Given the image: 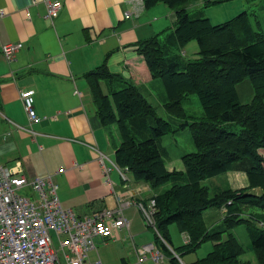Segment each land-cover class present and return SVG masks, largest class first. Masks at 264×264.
<instances>
[{
    "label": "crops",
    "instance_id": "0c3cea01",
    "mask_svg": "<svg viewBox=\"0 0 264 264\" xmlns=\"http://www.w3.org/2000/svg\"><path fill=\"white\" fill-rule=\"evenodd\" d=\"M228 1H238L236 10L240 13L246 10L242 0ZM244 1L250 6H264L258 0ZM60 2L59 14L52 22L46 17L45 0H0V10L6 11L0 16V164L11 169L19 166L30 178L51 174L62 204L79 217L117 209L128 202L122 213L130 226L113 237H97L90 257H100L104 264H157L149 254L140 262L129 247L132 241L137 246L156 243L155 230L146 224L136 206L137 202L147 204L156 191L148 183L136 181L131 172L128 180L117 169L104 172L97 160L99 152L116 160L121 137L115 125L101 123L85 74L106 61L109 71L122 78L112 81V89L122 88V81L132 82L155 105L159 78H151L138 47L143 40L174 29L176 10L164 3L147 8L144 0ZM201 3L208 5V0H195L194 6ZM128 11L130 15L126 16ZM7 42L24 44L10 61L2 51V44ZM192 43L185 51L198 54V46ZM102 88L109 93L110 84L104 80ZM23 90L33 91L37 113L43 117L32 126L35 134L25 129L29 120L21 99ZM167 168L184 170L173 165ZM225 176V180L214 182L216 191L228 187L237 190L249 184L244 171H229ZM218 209L204 212L211 230L222 223L223 210ZM176 227L179 235L170 231L172 243H168L174 252L167 245L170 252L166 253L157 242L166 256L158 264H192L213 250L215 242L211 241L198 251L177 253L175 249L185 240ZM126 238L131 241L128 246ZM240 259L243 264H258L250 250Z\"/></svg>",
    "mask_w": 264,
    "mask_h": 264
},
{
    "label": "trees",
    "instance_id": "16d2710c",
    "mask_svg": "<svg viewBox=\"0 0 264 264\" xmlns=\"http://www.w3.org/2000/svg\"><path fill=\"white\" fill-rule=\"evenodd\" d=\"M190 1L144 0L147 8L164 3L175 9L177 21L164 40L155 35L138 47L151 78L163 82L167 93L164 110L185 119L180 126L189 128L196 145V151L181 157L184 170H168V152L159 140L176 130L158 115L136 84L122 81V88L112 89V81L122 78L109 71L106 61L85 76L101 123L116 125L120 134L116 162L129 167L136 181L146 182L156 191V243L170 252L159 234L171 244L169 228L176 224L190 235V242L175 249L179 254L215 242L212 251L192 264H243L240 258L246 248L233 231L245 224L258 264H264V219L255 214L247 217L245 211L250 207L264 211V32L247 10L213 23L202 10L191 11ZM225 1L208 0V5ZM194 40L199 45L198 56L183 58L178 51ZM246 79L254 95L243 102L237 86ZM104 80L110 84L109 93L103 91ZM191 94H197L204 112L193 120L183 106ZM229 171H244L248 186L228 187L212 195L204 181ZM168 183L172 186L161 190ZM212 207H225L226 212H222L220 227L211 230L204 212Z\"/></svg>",
    "mask_w": 264,
    "mask_h": 264
},
{
    "label": "built area",
    "instance_id": "2783aa9c",
    "mask_svg": "<svg viewBox=\"0 0 264 264\" xmlns=\"http://www.w3.org/2000/svg\"><path fill=\"white\" fill-rule=\"evenodd\" d=\"M45 1L46 17L53 22L62 4L60 0ZM5 14L6 11L1 9L0 16ZM128 15L129 11L126 12ZM23 46V42H7L2 44V51L10 61ZM21 99L29 120L25 129L35 134L32 126L41 122L43 117L37 113L33 91L23 90ZM97 160L106 174L117 169L128 180L129 167L119 165L104 152H99ZM27 188H32L35 197L22 193ZM127 204L122 203L117 209L107 208L79 217L73 209L62 204L58 185L51 174L29 179L19 166L11 169L0 164V264H104L100 257L92 259L90 252L96 249L97 237L110 238L118 230L130 226L129 220L122 213ZM136 206L143 213L146 224L155 230L158 210L155 197H151L147 204L137 202ZM222 210L226 212L225 207ZM184 240L185 243L190 242L187 232H184ZM131 246L140 262L148 254L157 264L166 259L155 242L137 246L132 241Z\"/></svg>",
    "mask_w": 264,
    "mask_h": 264
},
{
    "label": "rangeland",
    "instance_id": "374dc122",
    "mask_svg": "<svg viewBox=\"0 0 264 264\" xmlns=\"http://www.w3.org/2000/svg\"><path fill=\"white\" fill-rule=\"evenodd\" d=\"M242 1L244 4V7L246 8L247 12L249 13V15L251 17L250 19L252 20V22L254 24H256L257 21L260 22L261 26H262V30L264 32V6L263 7L262 6L255 7L254 5L250 6L249 3L247 4V3H245L244 0H242ZM235 2H237V3H235ZM259 2H261V4L264 5V0H258V3ZM194 3H195V0H191L188 3L191 11L196 12L198 10H202L203 16L206 17L207 15H210L211 17L210 16H208V17L211 19V21L213 23L224 22V21L231 19L232 17H234L240 13L239 12L240 10H236L237 6H238V1H228V2H222L219 4H212V5H204L203 3H201V5H196V6H194ZM170 32H171V30H169L168 32H165L164 34H162L160 36V38L162 40H164L165 37L167 36V33H170ZM191 42H193L192 44L197 45L198 50H199L198 42L196 40L191 41ZM185 48L178 51L183 56V58L193 59V58L198 56L197 52H192V50H189L186 52ZM158 80H159V90L155 89V94H156L157 100H155L154 106L157 110L158 115H160L161 117H164L165 119L170 121L172 124V127L176 130V131H172V132L164 135L159 140V143L163 147H165L167 152H168L167 156H165L166 161H167V166H171V165H173L175 167L179 166L180 169H184V164H183V161L181 159L182 155L185 153L194 152L197 150V148H196V145L193 141V138H192V135H191L189 128L187 126L185 128H182L180 126V124L182 122H184L185 119L177 118L176 116H174V115H172V114H170L164 110L163 104L167 100V93H166V90H165V87L163 85L162 80L160 78ZM237 88L239 91L241 101L247 102V101L251 100V98L253 97L252 95H254V92H253L252 84L248 79L239 83ZM163 95L166 96V98H164ZM183 106L185 107V109L189 115V117H188L189 120L198 119V118H201L204 116L203 108H202V105L200 103V100H199V97L197 96V94L189 95L183 101ZM237 128H239V126H237ZM115 129L118 131L116 125H115ZM261 152L264 154V148L261 149ZM28 178L33 179L30 177H28ZM225 178H226L225 174H221L219 176L206 179L204 181V184H206L207 186H209L211 188V194L213 195L215 192H217L214 189V182H216V180H220V179L225 180ZM171 186H172V183H168V184L164 185L161 190L168 189ZM25 192L30 197H35V193L33 192L32 188H27V190L22 191V193H25ZM210 209H213L217 212L219 210L216 207H212ZM245 211L247 212L246 214H248V213L255 214V215L261 216V218L264 219V215L262 216V214H264V211L257 208V207H250V208L245 209ZM176 226H177L176 224H172V225H170L169 229L172 233L179 235V231H177ZM234 231H235L236 235L239 236V239L243 243V245L245 246L246 251L250 250L253 254H255L254 251L252 250L250 237L248 236V230L245 227V224H243V225L240 224ZM126 239H127L126 240L127 242H125V244H127V246H128V242L130 241V239H128V238H126ZM208 242H211V241H207V243L204 242L203 244H208ZM203 244H202V246H204ZM129 247H131V245ZM248 247H250V249H248ZM199 248H201V247H199ZM199 248L197 249V251L199 250ZM131 249H132V247H131ZM100 254L102 256V252H100Z\"/></svg>",
    "mask_w": 264,
    "mask_h": 264
}]
</instances>
